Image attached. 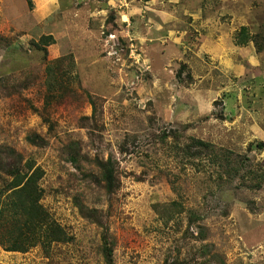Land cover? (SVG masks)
I'll list each match as a JSON object with an SVG mask.
<instances>
[{"label": "rangeland", "instance_id": "1", "mask_svg": "<svg viewBox=\"0 0 264 264\" xmlns=\"http://www.w3.org/2000/svg\"><path fill=\"white\" fill-rule=\"evenodd\" d=\"M30 1L0 0V157L43 168V204L72 240L0 246V264H109L104 233L112 264H264V123L246 121L264 97L237 43L244 27L262 50L264 0H243L244 24L240 0L182 19L189 2ZM160 9L183 31L156 27ZM211 33L229 66L202 47Z\"/></svg>", "mask_w": 264, "mask_h": 264}, {"label": "trees", "instance_id": "2", "mask_svg": "<svg viewBox=\"0 0 264 264\" xmlns=\"http://www.w3.org/2000/svg\"><path fill=\"white\" fill-rule=\"evenodd\" d=\"M242 37L240 41H246V37ZM52 44H55L53 36H43L36 47L42 49ZM54 67L55 64L51 63L47 68L52 77H55ZM194 142L208 147L207 150L212 148L202 141L195 139ZM8 155V160L0 157V172L3 174L0 187V246L8 252L28 253L38 246L49 250L53 244L70 242L72 237L43 204V168L35 159L25 160L22 156ZM112 178L111 169L107 168L105 179L108 184ZM174 206L178 205L174 203ZM102 240L103 252L108 263L112 264L113 250L109 234L104 233Z\"/></svg>", "mask_w": 264, "mask_h": 264}, {"label": "crops", "instance_id": "3", "mask_svg": "<svg viewBox=\"0 0 264 264\" xmlns=\"http://www.w3.org/2000/svg\"><path fill=\"white\" fill-rule=\"evenodd\" d=\"M170 1L175 2L174 6L179 5L183 2H189L193 5L192 8H188V7L180 8L179 13L177 14L181 15V18L177 16L178 19H182V16L184 17L185 14L193 15L194 17H201L202 14H206L204 12H206V9L209 8L208 4L206 3V0H170ZM215 1L216 0L213 1L212 5L216 4ZM220 1L222 2L223 5L225 6L228 5L227 0H220ZM207 2L209 3V0H207ZM229 2H231V0H229ZM238 6L240 7V10L236 12L235 15L236 17H239L240 22H243L244 24V1L240 0ZM211 9L212 7L209 8L207 12L210 11ZM177 10L178 9L174 10L173 12L176 13ZM258 12L264 14V9H259ZM169 13L170 12H167L162 9H160V11L157 10L156 14L159 16L160 22L157 23L155 21L157 24L156 27L164 31L162 27L166 26L168 29V33L182 32L183 29L176 27L177 20L170 19V22L168 21ZM174 24H176V26ZM242 29H244L243 32H244V37H246V41L244 42L240 41L237 43L240 44L241 47H244V49L249 50L244 53L245 54L244 60L246 61L248 66L247 67L241 66L239 72L240 74L244 73V79L246 78L248 80V83H246V85L252 90V93L254 94L255 92H258V96L262 95L264 97V46L261 48L262 49L261 51L259 50L257 51L255 49L254 42L252 40H249L250 37L247 34V30L244 27ZM210 35H211V40L204 42L202 44V47H209L211 49H217V51H221V53H218V55L220 56L225 54L224 56H227V58L225 59V63H227L228 60L232 61L233 58L229 56V52H231V50L228 48L229 44L227 42V37L225 35H222V37L219 40L215 41L214 33H211ZM211 51L213 52V50ZM258 53L260 54V57H258ZM167 60L169 63H173L169 55L167 57ZM230 64L231 63H227L226 66H229ZM251 111L252 112H250V110L247 111L246 121L250 120V122L248 123H264V109L257 108Z\"/></svg>", "mask_w": 264, "mask_h": 264}]
</instances>
